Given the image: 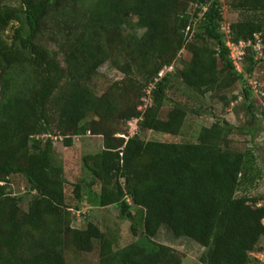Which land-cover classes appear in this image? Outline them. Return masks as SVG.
Instances as JSON below:
<instances>
[{
  "label": "trees",
  "instance_id": "obj_1",
  "mask_svg": "<svg viewBox=\"0 0 264 264\" xmlns=\"http://www.w3.org/2000/svg\"><path fill=\"white\" fill-rule=\"evenodd\" d=\"M6 1L0 0V264H66L65 247L90 252L95 242L98 264H183L174 250L153 240L162 226L204 248L202 264H259L250 253L264 237V202L248 194L263 174L252 148L255 137L251 147L233 148L229 136L236 126L225 119L202 126L192 142L115 136L120 122L140 115L143 129L180 132L187 109L172 103L160 118L170 102L169 74H158L182 49L190 53L177 72L183 85L203 95L240 81L247 115L256 119L261 101L248 77L264 90L255 74L264 58L248 52L243 70H234L219 29L220 1ZM228 1L238 14L229 23L231 40L258 32L264 37V0ZM12 23L11 34L4 35ZM107 60L133 77L129 96L111 86L100 94L93 87ZM138 78L152 84L143 112L133 100L141 95ZM87 132L101 135L102 147L83 156L89 175L73 184V192L86 206L116 205L121 217L139 222H131L136 238L122 247L114 231L93 221L69 226L71 211L80 207L66 200L67 180L52 136L71 146L72 136ZM12 174L26 180L25 211L23 196L7 189Z\"/></svg>",
  "mask_w": 264,
  "mask_h": 264
},
{
  "label": "rangeland",
  "instance_id": "obj_2",
  "mask_svg": "<svg viewBox=\"0 0 264 264\" xmlns=\"http://www.w3.org/2000/svg\"><path fill=\"white\" fill-rule=\"evenodd\" d=\"M223 18L226 23L235 21L238 18L237 12L229 7L228 0H219ZM6 3L16 5V0H7ZM195 6L191 5L189 10L194 11ZM13 23L8 26L4 35H10ZM120 63L123 59L117 55ZM190 58V53L182 49L176 55L174 61L169 66L162 69L161 77L169 74V82L166 94L170 102L164 103L160 111V118L164 119L166 112L172 106V103L183 104L187 109V115L183 122L180 132L177 135H170L150 129L140 127L142 115L131 117L125 122H120V132L115 136L127 138L136 134L142 140H158L167 142H192L195 141L198 131L202 126H209L217 119H225L236 126L230 138V145L236 149H244L251 147V138L255 137L256 144H253L254 151L257 154V161L262 169V178L259 179L254 187L248 190V194L252 197L261 196L264 202V101L259 102V106L254 109L256 119L252 120L248 117L245 106L242 103V85L237 81L231 88L218 93L207 92L203 95L197 94L187 88L180 81L177 72L184 66L185 62ZM255 74L258 80H264V60L258 62L255 67ZM135 78V77H134ZM131 81V82H130ZM142 86L141 95L137 100V110L143 112L144 109L151 104L150 89L151 83L145 84L138 78ZM133 77L125 76L111 60H107L100 65L97 73L92 80V85L100 94L109 86L117 88L119 94L129 96L133 90ZM90 117H88L89 119ZM54 145V156L58 159L64 169V176L67 180L65 184L66 200L73 206L80 207L79 210L71 211V220L69 226L71 228H84L88 220L93 221L104 232L114 231L119 247L132 242L136 237L130 231L131 222L139 227L137 220H129L119 215V208L111 205L104 208L89 207L85 204V199H78L73 192V184L78 182L80 178H88L89 172L83 166L82 158L86 154H94L100 151L102 147V136L87 132L84 135L72 136V145L64 146L63 137L52 136ZM3 183L0 181V184ZM7 189L13 194L23 196L20 204L21 210L27 208L28 196L26 195L27 183L20 174H12L8 177ZM85 188L81 190V194L86 196ZM264 223V219H263ZM155 242L167 246L174 250L181 258L183 264H202L198 257L204 250L196 242L184 238L174 237L171 232L162 226L153 239ZM257 251L264 254V237L261 238L257 245ZM66 264H98V245L92 251H79L73 244H69L63 251Z\"/></svg>",
  "mask_w": 264,
  "mask_h": 264
},
{
  "label": "built area",
  "instance_id": "obj_3",
  "mask_svg": "<svg viewBox=\"0 0 264 264\" xmlns=\"http://www.w3.org/2000/svg\"><path fill=\"white\" fill-rule=\"evenodd\" d=\"M202 11L205 10L206 6L201 7ZM223 15V13H222ZM188 29V28H187ZM220 32L222 33V38L226 48L228 49V59L230 60L234 70L236 72H241L242 64L245 58V55L250 52L253 54L254 59L264 58V37L262 33H254L252 38L249 39H240L238 41H233L230 38V29L229 23H226L224 18L220 22ZM162 74V70L159 72V76ZM248 85L252 91L253 96L262 102L264 97V90L261 85L253 80L252 77H248ZM251 257L258 260L259 264H264V254L262 252H251Z\"/></svg>",
  "mask_w": 264,
  "mask_h": 264
}]
</instances>
